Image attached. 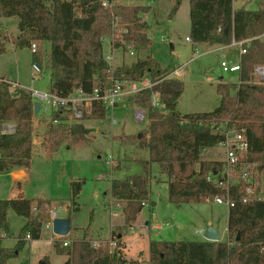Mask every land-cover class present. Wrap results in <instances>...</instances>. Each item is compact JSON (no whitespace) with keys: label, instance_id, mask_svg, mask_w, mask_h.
Listing matches in <instances>:
<instances>
[{"label":"trees","instance_id":"obj_1","mask_svg":"<svg viewBox=\"0 0 264 264\" xmlns=\"http://www.w3.org/2000/svg\"><path fill=\"white\" fill-rule=\"evenodd\" d=\"M118 1L107 8L101 0H0V17L17 19L18 34L12 38L15 47L30 49L35 44L31 60L40 68L46 65L50 91L61 96L75 89L90 92L98 87L104 91L112 83V70L104 59L102 37L114 36L115 17L124 30L119 38L125 43L115 39L112 47L129 51L131 46L135 52L151 47L146 15L153 0ZM188 1L191 42L229 45L233 40L251 38L246 52L240 56L239 80L217 83L220 100L213 110L180 114L175 107L183 82L166 77L168 69L150 54L116 69V78L136 82L148 78L152 86L127 98L147 111L148 128L138 147L148 150V159L140 161L142 173L110 182L111 196L122 205L124 220L111 236L117 235L118 244L123 247L121 237L129 232L149 202L154 178L150 166L156 164L158 173L166 176L169 202L198 204L228 195L233 205L228 207L226 240L151 239L148 264H264V85L252 81L253 66L264 64V42L258 38L264 32V10L233 8L232 0ZM5 51L6 36L0 24V55ZM156 93L164 111L152 105V95ZM33 103L28 90L0 81V172L30 166L34 156ZM50 116L59 122L49 124L40 143L46 156L56 154L63 144L69 148L85 146L89 129L80 121L103 119L105 109L94 104L88 114L72 123H68L64 109ZM8 121L14 123V131L3 133L2 125ZM221 125L245 131L248 150L243 161L254 164L250 181L241 180L228 189L207 179L221 169L222 161L204 158L202 153L223 140ZM248 184L255 187L252 195L246 193ZM69 187L68 201L72 211H77L81 182L70 180ZM50 203L46 198L27 197L21 192L0 199V238L9 234V210L25 218L15 245L0 248V264L17 256L27 240L40 238ZM89 240L85 230L81 238L66 246L54 241L53 248L67 256L63 264H140L142 251L130 257L110 249L107 242L92 247Z\"/></svg>","mask_w":264,"mask_h":264},{"label":"rangeland","instance_id":"obj_2","mask_svg":"<svg viewBox=\"0 0 264 264\" xmlns=\"http://www.w3.org/2000/svg\"><path fill=\"white\" fill-rule=\"evenodd\" d=\"M179 1L176 11L171 14L176 2ZM150 11L146 15L150 23L148 36L151 38V47L140 50L131 55L123 47L109 46L107 40L103 42L104 54L113 49V60L110 63L111 70L116 71L120 66H128L137 58L151 56L162 66L168 69L167 77L179 79L183 82V91L178 98L176 111L184 114L196 111H211L218 104L220 96L216 92L218 82L238 83L239 73L223 72L221 61H236L238 48L222 47L219 44H205L188 42L189 37V1L188 0H153L150 3ZM234 8L244 7L251 10H264V0H232ZM152 7V9H151ZM9 27L2 26L6 36L7 51L0 56V72L4 73L6 80H17L23 87L15 86L7 80L12 87L29 90L34 87L41 90L49 88L50 80L46 65L41 68L40 77L32 80L31 77V51L29 48L12 47L10 42L17 33V19L8 21ZM11 31L12 33H10ZM198 50V54L194 50ZM177 65L179 67H177ZM181 69L182 74L178 69ZM181 74V76H180ZM256 76H253L254 82ZM130 95H124L113 109H105L106 113L102 123L86 119L84 122L94 127L95 135L88 134L89 141L85 146L66 148L63 144L58 152L51 156H33L31 165V180L24 186V194L33 198L43 197L51 201L50 209H62L59 217L71 219V233L66 235L71 241L81 238L87 230V238L97 241H107L111 235V208L117 207L116 202L110 197V181L123 179L130 174H140L143 167L133 161L122 160L130 156L129 160L143 159L148 156V150L138 147V141L145 135L148 128L146 109L140 108L128 101ZM157 107L164 111L160 103ZM136 110L144 112V118H136ZM68 123L76 122L73 117L67 116ZM79 119H77L78 121ZM115 120V122H113ZM91 121V122H90ZM9 123V122H6ZM34 130L32 133L33 144L40 151V141H43L45 130L52 122L48 113L38 111L35 114ZM12 124V123H10ZM85 126V125H84ZM41 130H38L40 129ZM38 128V129H37ZM125 147V148H124ZM204 158L224 160V149L216 145L202 152ZM112 156V163L107 164V155ZM114 159L119 160L121 168L115 167ZM140 161V160H138ZM254 164L251 165L253 168ZM151 172L154 174L150 188L149 202L141 210L133 230L125 235L137 234L136 238H128L127 242L121 240V245L133 256L132 250L140 243V238H146V233L156 240H197L203 233H195V230L214 226L220 232V238H225L227 206L217 204L214 201L192 204L182 203L178 205L167 200L166 176L158 173V166L152 164ZM253 171V169H252ZM102 176V177H100ZM251 179V178H250ZM70 180L81 182V190L77 198L78 210L72 211L69 204ZM1 182V181H0ZM0 197H6L2 184ZM264 185L262 189V196ZM155 203V205H153ZM115 214V210L113 211ZM120 217H115L118 222ZM207 219L211 222L208 224ZM9 234H4L0 240V248H12L16 243V236L23 225L24 218L16 215L12 210L8 211ZM150 225L159 224V229L148 231L144 222ZM212 224V225H211ZM118 227V226H117ZM116 226L113 228V230ZM41 238L27 240L25 246L17 256L9 259L6 264H40L46 261L48 264H63L66 255L54 251L53 242L49 239V229H41ZM148 231V232H147ZM113 233V232H112ZM117 236V235H115ZM122 238V237H121ZM104 239V240H102ZM60 243V240H56ZM140 249V248H139ZM9 262V263H8ZM140 264H148L145 256L141 255Z\"/></svg>","mask_w":264,"mask_h":264},{"label":"built area","instance_id":"obj_3","mask_svg":"<svg viewBox=\"0 0 264 264\" xmlns=\"http://www.w3.org/2000/svg\"><path fill=\"white\" fill-rule=\"evenodd\" d=\"M118 0H101V5L103 7L111 8L114 4L118 3ZM148 4V3H147ZM113 26L116 29V32L112 38L102 37L105 41L111 45V42L115 39L119 40L122 45L125 41L120 39L119 33L124 30L121 29L118 25V18L115 17ZM258 38L264 42V32H262ZM188 42H191L189 37L185 38ZM251 38L232 41L234 45L238 47L239 60L235 63H228L225 60L221 61V69L223 72L232 73L240 72V56L246 52V49L249 46ZM35 44H32L30 51H35ZM129 53L134 54L131 46H128ZM195 54H198V50H194ZM104 59L110 64L113 60L111 53L104 54ZM42 73L40 66L32 62L31 64V77L34 80ZM115 71H111L110 79L111 85L104 91H100L98 87H94L90 92L82 91L81 89H75L67 96L58 95L50 90H40L37 88H30L28 91L33 102H38L39 112L51 114L55 111L66 110L67 114L73 117L72 120L81 119L84 114H88L91 107L94 104L101 105L104 109L114 108L124 97V95H135L140 90L144 88H149L152 86V82L145 78L140 82L128 81L121 77H114ZM253 76H256L254 83H260L264 85V64H255L253 66ZM167 77V75H166ZM0 81H6L4 78H0ZM15 86H19L17 83H12ZM158 94L152 95V105L157 106L159 104ZM136 118L142 120L144 118V112L142 110H136ZM52 122L58 123L57 119H52ZM115 122V120H113ZM14 131V125L10 123H3L2 132L3 133H12ZM221 133L223 134V140L218 144L224 149L225 158L222 161L221 169L218 172H213L212 175L208 176L207 179L213 181L217 186L225 187L228 189L229 186L238 183L241 180L250 181L252 169L251 165L243 161V157L248 150V140L246 138L245 131L243 129H234L228 128L224 125H221ZM207 149H203L205 151ZM106 163H112V156L107 155ZM218 173V175H216ZM102 177V176H100ZM246 193L252 195L255 193V187L252 184H248L246 187ZM263 197V196H262ZM248 199L245 198L244 200ZM264 199V198H263ZM213 201L217 204H223L227 207L233 205V202L230 200L228 195L226 196H216ZM62 210V209H61ZM60 209H48V218L42 223L41 228H46L50 230L49 239L54 242L60 240L63 246H66L69 240L66 239V236H59L52 231V221L54 218L59 217ZM196 233H203V229L195 231ZM26 239H29V235H26ZM92 247H99L101 244L107 242V245L110 249H118L121 253H125L126 250L118 244L117 236H111L107 241H89Z\"/></svg>","mask_w":264,"mask_h":264},{"label":"crops","instance_id":"obj_4","mask_svg":"<svg viewBox=\"0 0 264 264\" xmlns=\"http://www.w3.org/2000/svg\"><path fill=\"white\" fill-rule=\"evenodd\" d=\"M234 8V7H233ZM151 9H152V7H151ZM11 18H4V17H0V24L2 25V26H5V27H7V29H8V27H9V24H8V21L10 20ZM10 33H12L11 31H9ZM18 34V31H17V33H16V35ZM15 35V36H16ZM188 37V36H187ZM186 38V37H185ZM203 44V43H202ZM7 45V44H6ZM10 45L12 46V47H15L14 46V44L12 43V42H10ZM109 46H111L110 44H109ZM229 46H233V47H237L236 45H234L233 43H231V44H229V45H222V47H229ZM238 48V47H237ZM6 51H7V47H6ZM5 51V52H6ZM111 52L110 53H112L113 54V49L112 50H110ZM3 54H1L0 56H2ZM151 55V54H150ZM239 57V56H238ZM238 61V58L236 59V61H228V63H235V62H237ZM177 67H179L178 65H177ZM177 71H180V73L182 74V72H181V69L179 68ZM48 73H49V70H48ZM181 74H180V76H181ZM41 76V75H40ZM40 76H38V77H40ZM0 78H4V79H6V77H5V75H4V73H2V72H0ZM8 80V79H7ZM9 81V80H8ZM9 82H11V83H17L20 87H23L21 84H20V82L19 81H17V80H14V81H9ZM32 88H34V87H32ZM50 89V85H49V88L48 89H46V90H49ZM41 90V89H40ZM180 97V96H179ZM177 102H178V100H177ZM117 106H119V104H117L115 107H117ZM114 107V108H115ZM111 109H113V108H111ZM107 110V109H106ZM106 110H105V113H106ZM196 112H201V111H196ZM190 113V112H189ZM181 114V113H180ZM185 114V113H184ZM105 119V118H104ZM104 119H100V120H95V121H99L100 123H102V121L104 120ZM9 123H12L13 125H14V123L13 122H11V121H8ZM91 122V121H90ZM84 125H85V127L86 128H88L89 129V133L88 134H93V135H95V133H96V131L95 130H92L94 127H92V126H89L88 124H86L85 122H84ZM15 126V125H14ZM38 129V128H37ZM38 130H41V127H40V129H38ZM40 143H41V141H40ZM39 143V144H40ZM62 146H64V145H62ZM61 146V147H62ZM40 147V151H37L36 149H35V147H34V154H35V156H37V155H39L40 157H46V153L44 152V150H43V148L41 147V146H39ZM60 147V148H61ZM66 148H69V147H67L66 146ZM125 148V147H124ZM125 153L126 152H124V155H123V158H122V160H128V161H133V162H136V163H138V164H141L140 163V161H144V160H146V159H148V156L147 157H142L143 159L141 160V159H132V160H129L130 158V156H125ZM33 159V158H32ZM138 160H140V161H138ZM117 161H119V160H115L114 159V164H115V167H117V168H121V163H117ZM113 162V161H112ZM30 164H32V160H31V163ZM142 165V164H141ZM142 167H143V165H142ZM150 167H152V165L150 166ZM143 169V168H142ZM153 174V173H152ZM130 175H132V174H130ZM127 176H129V175H127ZM126 176V177H127ZM153 176H154V174H153ZM30 180H31V165L29 166V168H27V169H25V168H14V169H11V170H8V171H3V172H0V185L2 184V186L4 187V189H5V191H7L6 193H7V195L8 196H6V197H0V199H2V198H10V197H14V196H16L19 192H21V193H23L24 194V186L28 183V182H30ZM154 180V179H153ZM111 182V181H110ZM3 189H2V187L0 188V191H2ZM25 196H26V194H24ZM28 197V196H27ZM29 197H31V196H29ZM110 197H111V199H113L112 198V196H111V192H110ZM263 198H264V191H263ZM116 205H117V207H115V208H111V213H110V218H111V234H112V231H113V228L116 226H121L122 224H123V214H122V205L120 204V203H118V202H116ZM147 204H145L144 206H146ZM153 205H155V203H153ZM180 205V204H179ZM179 205L177 206V207H179ZM115 210V214L113 213V211ZM143 210V209H142ZM142 210L139 212V214H138V216H137V219H138V217H139V215L141 214V212H142ZM227 213H228V208H227ZM115 217H120L119 219H118V222H114V218ZM227 217V216H226ZM137 219H136V221H137ZM227 219V218H226ZM70 220V223H71V219H69ZM24 222H25V218H24V221H23V224H24ZM211 222V220L210 219H207V223L209 224ZM144 224V227H146V229L148 230V231H152L153 229L152 228H154V229H159L161 226L159 225V224H153V226L151 227V226H149L150 224L146 221V222H144L143 223ZM136 225V223H134L133 225H132V227L130 228V230H133V228H134V226ZM212 225V224H211ZM214 227V226H213ZM216 228V227H215ZM41 229H43V228H41ZM71 227H70V232L68 233V234H70L71 233ZM129 230V231H130ZM147 231V232H148ZM195 231H197V230H195ZM203 232H204V230H203ZM129 233V232H128ZM149 233V232H148ZM148 233H146V238H143V237H141L140 238V243L138 244V246L137 247H135L133 250H132V254L133 255H135L138 251H142V254L141 255H144L145 256V260L148 262V257H149V253H148V244H149V241L152 239L151 238V236H150V234H148ZM196 233V232H195ZM41 234H42V231H41ZM67 234V235H68ZM226 234H227V227L225 228V238H223V239H221L220 238V232H219V230H218V238H219V240L220 241H224V240H226ZM4 237V234H2V237L0 238V240L2 239ZM110 237H111V235H110ZM137 237V234L136 233H133L132 235H123L122 236V238H121V240H123V241H126L127 242V239L128 238H136ZM40 238H41V236H40ZM39 238V239H40ZM66 238H69L68 236H66ZM89 239V238H88ZM202 239H204L203 238V234H202V237L201 238H199V239H197V240H202ZM102 240H104V239H102ZM30 241H33V240H30ZM53 244V243H52ZM140 248V249H139ZM126 252L127 253H129V250L127 249L126 250ZM128 256H129V254H128ZM67 257V256H66ZM130 257H133V256H130ZM9 263V262H8Z\"/></svg>","mask_w":264,"mask_h":264},{"label":"water","instance_id":"obj_5","mask_svg":"<svg viewBox=\"0 0 264 264\" xmlns=\"http://www.w3.org/2000/svg\"><path fill=\"white\" fill-rule=\"evenodd\" d=\"M39 103L34 102L33 103V112L34 114H37L39 111ZM258 194V192L256 193ZM70 227L71 223L70 220L67 218H62V217H56L52 221V231L53 233L59 235V236H66L70 232ZM203 238L208 241H218V229L212 227V226H207L204 229L203 232ZM40 264H44L40 263Z\"/></svg>","mask_w":264,"mask_h":264}]
</instances>
